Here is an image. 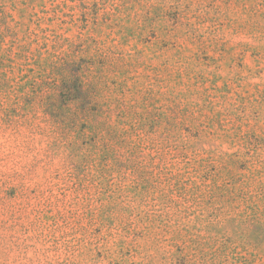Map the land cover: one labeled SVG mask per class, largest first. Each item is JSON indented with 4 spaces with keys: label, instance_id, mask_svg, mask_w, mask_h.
Returning a JSON list of instances; mask_svg holds the SVG:
<instances>
[{
    "label": "rangeland",
    "instance_id": "rangeland-1",
    "mask_svg": "<svg viewBox=\"0 0 264 264\" xmlns=\"http://www.w3.org/2000/svg\"><path fill=\"white\" fill-rule=\"evenodd\" d=\"M0 264H264V0H0Z\"/></svg>",
    "mask_w": 264,
    "mask_h": 264
}]
</instances>
